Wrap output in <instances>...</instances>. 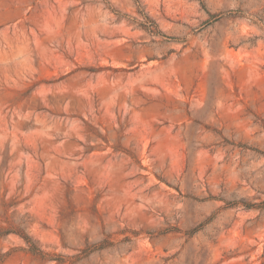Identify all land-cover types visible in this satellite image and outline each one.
I'll list each match as a JSON object with an SVG mask.
<instances>
[{
    "label": "rangeland",
    "instance_id": "374dc122",
    "mask_svg": "<svg viewBox=\"0 0 264 264\" xmlns=\"http://www.w3.org/2000/svg\"><path fill=\"white\" fill-rule=\"evenodd\" d=\"M0 264H264V0H0Z\"/></svg>",
    "mask_w": 264,
    "mask_h": 264
},
{
    "label": "trees",
    "instance_id": "16d2710c",
    "mask_svg": "<svg viewBox=\"0 0 264 264\" xmlns=\"http://www.w3.org/2000/svg\"><path fill=\"white\" fill-rule=\"evenodd\" d=\"M22 238H23L24 241L29 245L30 250H31L32 253H34V254H37V253L41 254V251H40V250H38V249L35 250V248L33 247V245H32L31 242H30L31 240H30L29 237H27V236H22Z\"/></svg>",
    "mask_w": 264,
    "mask_h": 264
}]
</instances>
